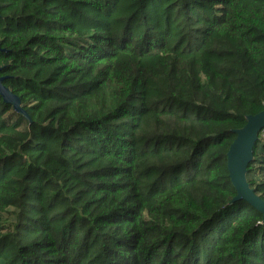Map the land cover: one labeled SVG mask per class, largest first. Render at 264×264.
<instances>
[{
  "label": "trees",
  "instance_id": "trees-1",
  "mask_svg": "<svg viewBox=\"0 0 264 264\" xmlns=\"http://www.w3.org/2000/svg\"><path fill=\"white\" fill-rule=\"evenodd\" d=\"M0 76V264H264V0H0Z\"/></svg>",
  "mask_w": 264,
  "mask_h": 264
},
{
  "label": "water",
  "instance_id": "water-1",
  "mask_svg": "<svg viewBox=\"0 0 264 264\" xmlns=\"http://www.w3.org/2000/svg\"><path fill=\"white\" fill-rule=\"evenodd\" d=\"M0 76V94L6 102H10L15 110L27 115L26 110L20 105L19 96L2 82ZM264 125V105L255 112L246 115L245 122L233 131L235 135L226 151V166L229 179L236 190L232 201L245 199L262 212L264 219V199L249 186L246 179L247 165L252 159L254 145L258 139V132Z\"/></svg>",
  "mask_w": 264,
  "mask_h": 264
},
{
  "label": "built area",
  "instance_id": "built-area-1",
  "mask_svg": "<svg viewBox=\"0 0 264 264\" xmlns=\"http://www.w3.org/2000/svg\"><path fill=\"white\" fill-rule=\"evenodd\" d=\"M258 138L262 141H264V125L260 128L258 132Z\"/></svg>",
  "mask_w": 264,
  "mask_h": 264
}]
</instances>
